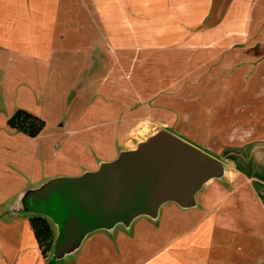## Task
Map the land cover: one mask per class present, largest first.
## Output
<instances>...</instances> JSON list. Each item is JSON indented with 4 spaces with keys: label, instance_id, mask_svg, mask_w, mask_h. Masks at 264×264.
Segmentation results:
<instances>
[{
    "label": "crops",
    "instance_id": "1",
    "mask_svg": "<svg viewBox=\"0 0 264 264\" xmlns=\"http://www.w3.org/2000/svg\"><path fill=\"white\" fill-rule=\"evenodd\" d=\"M243 53L251 61L264 54V0H0V264H211L217 233L236 228L244 200L264 217V81H254L260 76L253 64L243 68ZM78 64L81 72L69 80L54 79ZM88 69L103 74L83 81ZM198 86L212 94L198 102L215 101L217 110L200 123L184 107L195 103ZM226 103L233 104L228 116ZM18 109L47 126L56 117L58 134L68 137L56 139L53 159L35 143L46 128L30 137L10 127ZM179 125L202 149L217 150L224 165L195 193V203L169 200L155 215L62 245L50 208L34 204L44 187L95 172ZM99 135L113 140L104 147ZM85 143L94 151L83 154ZM51 162L61 170L48 172ZM70 164L79 167L64 170ZM33 215L47 217L54 229L46 258Z\"/></svg>",
    "mask_w": 264,
    "mask_h": 264
},
{
    "label": "water",
    "instance_id": "2",
    "mask_svg": "<svg viewBox=\"0 0 264 264\" xmlns=\"http://www.w3.org/2000/svg\"><path fill=\"white\" fill-rule=\"evenodd\" d=\"M224 173L220 159L179 135L160 130L115 161L79 177L50 182L35 198L60 225L66 245L86 231L155 215L166 201L188 207L204 183Z\"/></svg>",
    "mask_w": 264,
    "mask_h": 264
},
{
    "label": "rangeland",
    "instance_id": "3",
    "mask_svg": "<svg viewBox=\"0 0 264 264\" xmlns=\"http://www.w3.org/2000/svg\"><path fill=\"white\" fill-rule=\"evenodd\" d=\"M252 56L258 57V60H254L255 58H253L251 61V58L250 59L248 58L249 55H245L244 53L242 54L241 57H242L243 68L248 69L250 64H253L252 72L256 71L257 69V72L259 73V76H260V77L255 76L257 77V79H254V81H264V68H263L264 65H260L262 58H264V54L252 55ZM257 65H258V68H256ZM79 66H80L79 64L76 65L75 70H74V67L71 66L70 69L63 71L62 73L58 72L54 74L53 75L54 79L57 80L61 76L62 79L64 78V80H69V78H71L72 75H75V73L78 74L79 72H81L79 69L80 68ZM102 74L103 72L100 70L88 69L87 71H84V72L82 71V80L83 81L85 80L98 81V76H101ZM249 76L250 74L247 73L245 76L246 81H249V78H248ZM205 88L208 89L207 87H202V86H198V88L197 89L195 88L194 90L192 89L193 91L191 92V94L193 93L194 98H197V99L195 103L189 102L184 106L188 108V109L185 108V110L193 115L192 117L193 119H191V121H195L197 123L198 122L200 123L203 117L205 116L209 117L211 111H213L214 113H216L217 111L213 105L215 101H209L203 104L204 106H207V105L209 106L208 110L206 109V107L202 108L203 106L202 103L198 102V97L200 98L205 95L204 94ZM209 93L210 92H208V94H206L205 97L212 96V94L211 93L209 94ZM62 111H65V109ZM224 111L227 113L226 114L227 116L230 113H233V104L226 103V107ZM231 120L232 119L230 118L225 119L226 129L230 128ZM56 122H57L56 117L54 115L50 116L48 118V126L46 125L47 127H45L46 129L44 130V136L40 138L39 140H37V142H35V143L42 144L44 146V150L46 149L47 155L49 154L52 155L51 156L52 159L55 157L53 156L52 148L53 147L57 148L56 139L60 138L65 141L67 140V137H68L67 135L58 134L59 128L57 127ZM101 129L102 128H99L97 131L99 132L101 131ZM169 130L171 132L172 131L176 132L177 135L199 146L200 148L201 146H203L202 143H200L199 141H196V138L193 137L194 135H191L190 133H188V131H186V128L184 125H179L175 127V129L171 128ZM99 136L101 137V139L98 142L105 144L103 145L104 147L106 146V144L108 146L113 140L111 139L112 137L110 135H99ZM255 136H260V135H255ZM255 136L253 138H255ZM72 142H76V141L74 140V141H71V143ZM88 148L92 149V147H90V144L88 143L81 145L82 153L85 154L86 152H88ZM92 150L94 151V149ZM208 152L214 154L213 152H218V151L213 150V151H208ZM62 155L63 156L65 155L64 151H61L60 156ZM218 156L219 155H217V158L220 159V157ZM66 157L68 158V160L70 158V163L71 162H73L74 164L76 163V161L73 160L72 156H69V154L68 156L66 155ZM50 165H51V168L48 170V172H55V171L59 172L61 170L57 166V162H51ZM71 165L72 164H70L69 168L67 167L64 170H71V169L75 170L79 167L78 165H74L73 167H71ZM242 206L243 208L239 210L238 216H237L239 222L232 225V226L236 225V228L231 227L228 224L226 225L225 228H222L223 231L222 232L220 231V234L219 232L217 233L215 242L213 244L214 252H213L211 264H264V262L259 261L261 258L264 257L263 256L264 255V217L261 212L262 210L259 211L258 207H255L252 204L250 205V203L247 201L245 203V200L243 201ZM250 209L253 211L251 212ZM251 220H253V222L254 220H256V222L250 223ZM255 224L260 225L261 229H257L259 227H255ZM238 226H242L241 227L242 230L241 229L239 230Z\"/></svg>",
    "mask_w": 264,
    "mask_h": 264
},
{
    "label": "trees",
    "instance_id": "4",
    "mask_svg": "<svg viewBox=\"0 0 264 264\" xmlns=\"http://www.w3.org/2000/svg\"><path fill=\"white\" fill-rule=\"evenodd\" d=\"M9 125L30 137H36L45 129L46 122L27 110L18 109L10 118ZM30 222L42 255L46 258L51 254L54 244L55 234L52 223L43 215L31 216Z\"/></svg>",
    "mask_w": 264,
    "mask_h": 264
}]
</instances>
